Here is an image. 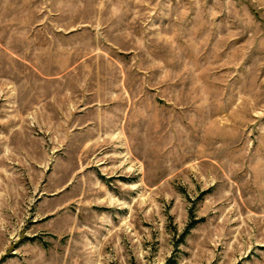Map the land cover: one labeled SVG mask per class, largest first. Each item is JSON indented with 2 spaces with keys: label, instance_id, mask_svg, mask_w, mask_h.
<instances>
[{
  "label": "rangeland",
  "instance_id": "374dc122",
  "mask_svg": "<svg viewBox=\"0 0 264 264\" xmlns=\"http://www.w3.org/2000/svg\"><path fill=\"white\" fill-rule=\"evenodd\" d=\"M0 264H264V0H0Z\"/></svg>",
  "mask_w": 264,
  "mask_h": 264
}]
</instances>
